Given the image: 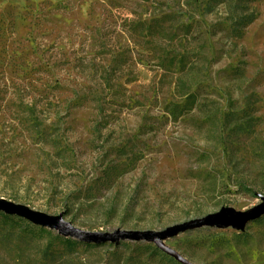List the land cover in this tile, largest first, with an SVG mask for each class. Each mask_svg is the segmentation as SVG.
Here are the masks:
<instances>
[{
  "label": "rangeland",
  "instance_id": "1",
  "mask_svg": "<svg viewBox=\"0 0 264 264\" xmlns=\"http://www.w3.org/2000/svg\"><path fill=\"white\" fill-rule=\"evenodd\" d=\"M264 195V0H0V198L89 231H162ZM0 216V264H181ZM264 264L245 232L168 240Z\"/></svg>",
  "mask_w": 264,
  "mask_h": 264
},
{
  "label": "water",
  "instance_id": "2",
  "mask_svg": "<svg viewBox=\"0 0 264 264\" xmlns=\"http://www.w3.org/2000/svg\"><path fill=\"white\" fill-rule=\"evenodd\" d=\"M257 196L261 199V202L246 211L238 210L234 207H224L216 213L176 224L162 231L125 229H117L113 232L89 231L67 220L65 214L52 215L6 198H0V212L18 216L36 226L55 230L61 236L74 238L86 244H113L118 246L125 241L152 243L181 264H196L169 246L168 240L183 233L204 228L234 229L239 232H245L251 223L257 222L264 217V195L258 193Z\"/></svg>",
  "mask_w": 264,
  "mask_h": 264
},
{
  "label": "trees",
  "instance_id": "3",
  "mask_svg": "<svg viewBox=\"0 0 264 264\" xmlns=\"http://www.w3.org/2000/svg\"><path fill=\"white\" fill-rule=\"evenodd\" d=\"M0 216L5 218L6 220H15L18 219L19 221H24L23 218H20L18 216H12V215H7L5 213L0 212ZM68 240H71L70 238Z\"/></svg>",
  "mask_w": 264,
  "mask_h": 264
}]
</instances>
